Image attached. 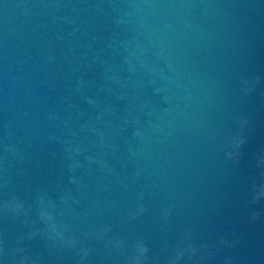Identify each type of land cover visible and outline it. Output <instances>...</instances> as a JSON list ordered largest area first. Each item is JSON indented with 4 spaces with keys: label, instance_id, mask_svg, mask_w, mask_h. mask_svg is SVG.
Instances as JSON below:
<instances>
[{
    "label": "water",
    "instance_id": "95a60500",
    "mask_svg": "<svg viewBox=\"0 0 264 264\" xmlns=\"http://www.w3.org/2000/svg\"><path fill=\"white\" fill-rule=\"evenodd\" d=\"M0 264H264V0H0Z\"/></svg>",
    "mask_w": 264,
    "mask_h": 264
}]
</instances>
